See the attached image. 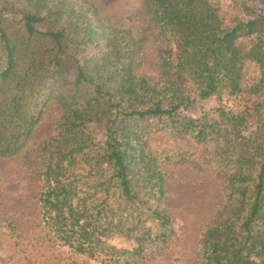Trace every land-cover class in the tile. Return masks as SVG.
<instances>
[{
	"label": "trees",
	"instance_id": "obj_1",
	"mask_svg": "<svg viewBox=\"0 0 264 264\" xmlns=\"http://www.w3.org/2000/svg\"><path fill=\"white\" fill-rule=\"evenodd\" d=\"M138 2L111 19L94 0H0V158L20 155L54 101L60 115L39 145L41 216L74 252L118 260L124 252L106 242L114 233L133 237L137 256L171 236L150 137L213 143L229 191L201 231L196 264H264V98L222 105L264 94V0ZM148 47L152 78L136 72ZM248 62L259 71L251 84ZM209 98L216 116L186 113Z\"/></svg>",
	"mask_w": 264,
	"mask_h": 264
},
{
	"label": "rangeland",
	"instance_id": "obj_2",
	"mask_svg": "<svg viewBox=\"0 0 264 264\" xmlns=\"http://www.w3.org/2000/svg\"><path fill=\"white\" fill-rule=\"evenodd\" d=\"M138 1L94 0L101 15L111 19H118L127 9L137 10ZM140 57L143 61L136 67V72L154 77L155 72L148 66L155 58L154 48L148 47ZM258 75V67L248 62L243 74L244 83L255 82ZM263 98V92L243 93L234 99H225L222 105L237 110L245 105L250 107ZM49 104L51 107L44 111L36 133L20 155L0 158V264H115L116 253L88 257L74 252L57 238L49 220L41 216L37 199L40 184L37 174L42 162L39 145L52 133L60 115L56 103ZM218 105L214 98L195 99L186 113L199 117L203 112H209L214 117L217 114L212 110ZM262 113L264 117V107ZM98 134H102L101 131ZM149 148L155 152L159 163L162 162L160 168L166 174V193L161 206L170 215L171 236L167 243H162L161 239L145 241V251L138 256L131 252L137 247L133 237L114 233L106 242L124 252L119 254L116 264H196L204 225L213 215L215 206L217 210L225 211L219 203L222 194L228 195L222 173L229 166L215 157L213 143L197 144L188 136H174L168 131L153 134Z\"/></svg>",
	"mask_w": 264,
	"mask_h": 264
}]
</instances>
